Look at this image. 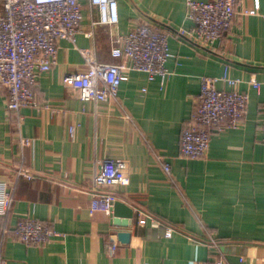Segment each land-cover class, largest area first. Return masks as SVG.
<instances>
[{
  "label": "crops",
  "instance_id": "obj_1",
  "mask_svg": "<svg viewBox=\"0 0 264 264\" xmlns=\"http://www.w3.org/2000/svg\"><path fill=\"white\" fill-rule=\"evenodd\" d=\"M258 1L261 15L238 16L213 47H204L189 39L185 0H118L120 33L150 23L167 34V74L149 81L144 72L126 70L116 98L97 103L81 101L62 84L66 72L85 69L78 47H94L98 60L112 61L103 27L85 35L90 16L83 3L75 46L60 41L56 65L38 81L40 107L22 108L18 124L8 118L0 90V182L13 188L12 207L0 217L6 264H212L219 254L204 243L209 236L228 263L243 257L242 264H264V0ZM204 76L224 90L223 77L238 79L237 89L249 96L246 112L237 128L212 134L204 157L184 159L180 133L197 109ZM19 136L29 143L21 146ZM157 156L169 164V175ZM104 159L128 163L129 185L111 189L133 210L126 227L91 210V177ZM19 219L38 220L63 236L26 246L13 231ZM120 231L130 233L128 243L119 241ZM112 240L118 249L109 256L105 245Z\"/></svg>",
  "mask_w": 264,
  "mask_h": 264
},
{
  "label": "built area",
  "instance_id": "obj_2",
  "mask_svg": "<svg viewBox=\"0 0 264 264\" xmlns=\"http://www.w3.org/2000/svg\"><path fill=\"white\" fill-rule=\"evenodd\" d=\"M245 1L185 0L187 17L193 23L189 39L197 45L213 47L238 16L261 15L258 0L253 1L251 8L243 7ZM84 2L90 16V29L85 35L93 37L95 30L103 27L112 61L98 60L94 47H78L85 69L63 75L62 84L67 91L75 92L83 102H107L116 98L126 70L144 72L149 81L165 78V63L170 56L167 34L150 23H136L127 32L120 33L118 0H0V90L4 93L5 111L10 120L20 124L22 108L40 107L35 92L38 81L56 65L60 41L67 40L75 46L76 36L81 31ZM222 80L229 89H218L215 78H201L197 109L190 114L180 133L179 155L184 159L204 157L215 131L237 128L244 118L248 94L237 89L238 79L225 76ZM251 85L257 88L259 83L252 79ZM73 133L74 127H69V134ZM18 142L24 146L29 140L19 136ZM261 142L264 144V119ZM157 160L169 175V164L160 156ZM19 171L26 178H32L25 169ZM129 182L127 161H98L90 181L91 210H103L111 215L112 204L118 200L111 189L126 187ZM12 193L13 188L0 182V217L10 211ZM13 231L26 246L48 244L55 237L63 236L35 219L17 220ZM166 235H171V229ZM204 243L218 251L212 264H230L220 252L216 238L209 236ZM117 249L116 240L105 245L109 256ZM243 261V257H239L237 264ZM0 264H6L2 257Z\"/></svg>",
  "mask_w": 264,
  "mask_h": 264
},
{
  "label": "water",
  "instance_id": "obj_3",
  "mask_svg": "<svg viewBox=\"0 0 264 264\" xmlns=\"http://www.w3.org/2000/svg\"><path fill=\"white\" fill-rule=\"evenodd\" d=\"M133 210L126 203L116 200L113 202L111 207V218L112 223L115 226L126 227L129 225V218L132 217ZM120 216H123L125 219H119ZM117 237L120 242L128 243L130 239V233L120 231L117 233Z\"/></svg>",
  "mask_w": 264,
  "mask_h": 264
}]
</instances>
